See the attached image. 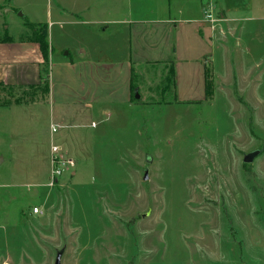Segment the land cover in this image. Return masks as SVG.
<instances>
[{"label": "rangeland", "instance_id": "rangeland-1", "mask_svg": "<svg viewBox=\"0 0 264 264\" xmlns=\"http://www.w3.org/2000/svg\"><path fill=\"white\" fill-rule=\"evenodd\" d=\"M62 1L0 5V38L60 22L43 76L62 103L4 106L34 90L0 87V264H55L63 248L61 264H264V0H216L213 40L178 15L184 0H86L51 17L73 2ZM81 46L99 83L90 108L76 101ZM53 145L75 167L50 186Z\"/></svg>", "mask_w": 264, "mask_h": 264}, {"label": "crops", "instance_id": "crops-1", "mask_svg": "<svg viewBox=\"0 0 264 264\" xmlns=\"http://www.w3.org/2000/svg\"><path fill=\"white\" fill-rule=\"evenodd\" d=\"M9 1L11 0H0V5H3L4 7L3 10L6 9L5 5ZM191 2L193 3V5H190ZM84 3H86L87 6H85L83 9L82 7L85 5ZM184 3L186 4V7L187 5L189 6V9L181 8L178 11V15L185 16L186 19L184 22L186 23H190V22L198 23L199 24V28L197 32L198 35L202 38L208 35L210 36L209 39L211 38V40H213V37L215 36L214 29H212L213 26L211 27L210 26L211 23L205 18V11H209L214 16L215 9H216L215 5L217 1L216 0H184ZM60 4H63L62 0H60ZM88 5L89 4L86 0H73L70 6L64 5L66 8L64 9L58 8L56 10V13L54 15H51V17L53 16L56 19H60V18H63V16L69 15V14L79 15L82 12L86 11V9L89 7ZM115 12L118 13V11L115 8L109 7V16L114 15ZM215 15H219L221 19L224 18L223 11H220L219 13ZM112 18L113 17H109L107 21H102L101 23L103 22H108V23H113V24L121 23V21H118L117 19L116 21H114V19ZM116 18H120V17H116ZM172 21H175V20H169L168 22H172ZM57 23L60 24V22H51L50 25L48 24V27L50 29H53L55 25H58ZM143 23L146 24V22H143ZM150 23L151 22H147V25H150ZM148 28H149V31L152 32L153 30H150V29L154 27L150 26ZM136 31H139V30H136ZM142 32H144V30L141 31L140 33ZM48 37H49V33H48ZM49 42L51 45L50 37H49ZM116 50H117V54L121 53V55L120 56L118 55V57H123L122 55H124V50L120 48H117ZM107 51H108V58L110 59V57H112L113 55L114 49L108 48ZM126 51H125V58L124 60L121 58V62L126 63L128 66L131 67L129 63H131L132 61L129 60V53ZM90 56H91V51L87 50L86 48H83L82 46L79 47L76 52V57L78 59L77 62L79 63V66H80L79 73H78V78L80 79L79 80L80 82L78 85V89L76 91V94L79 96L80 101L78 100L76 101L81 102V103L85 101L86 102L85 106L88 108L92 106V104L88 101L90 100V98L94 101L98 99L97 88L99 87V83L97 82L93 74L95 73V71H93L92 66L90 68V72L89 70L84 68V66H82L84 64L83 61H86ZM43 62H44V59H43L42 53L40 51L39 45L36 43L27 42V41L22 42L20 40L19 41L14 40L12 43H0V83H4L6 85H12V86L38 85L41 83V77L43 75ZM121 62H117V63H121ZM154 62H159V61H154ZM132 68L133 67L129 68V70H132ZM90 73L92 75H90ZM85 76L86 78H84ZM127 96H128L127 100H130L131 90L127 94ZM46 97H49V100L52 104L55 103V104H58V106L59 105L62 106V103L54 101L55 96H54L52 88L50 89V93L47 96H44L42 100H36L35 102H33V104H40V102L45 101ZM65 101H67L68 103L73 102L70 99H65ZM95 126H96V123L92 122V127H95ZM61 151L64 154L62 148H61ZM51 158H52V151L50 155V163H51Z\"/></svg>", "mask_w": 264, "mask_h": 264}, {"label": "trees", "instance_id": "trees-1", "mask_svg": "<svg viewBox=\"0 0 264 264\" xmlns=\"http://www.w3.org/2000/svg\"><path fill=\"white\" fill-rule=\"evenodd\" d=\"M28 27H29V30L31 31V35L29 36V38H27L26 40L25 39H21L20 41L22 42H32V43H36L39 45V48H40V51L42 53V56H43V59H44V62H43V67L46 68V70L49 69V65H50V57H51V52H52V49H51V45H50V42H49V37H48V26L46 24H34V23H28ZM14 41V39L10 36H8L7 34L3 37V38H0V43H12ZM168 75L165 77L164 79V84H165V92H167L170 88H172L173 90L175 89L176 87V70H175V63L174 61H170L168 62ZM45 73L47 74V77H48V72L45 71ZM133 74H134V69L132 68L131 70V86H130V90H131V99L133 101L134 100V97H133V94L135 92V95H136V85L134 84V79H133ZM205 89H206V92H211V89H212V86H211V83L209 81V71L206 70V73H205ZM42 84H44V86L42 87ZM5 84L4 83H0V87H4ZM13 87H16V86H8V88L11 90ZM17 87H22L23 86H17ZM25 87H28L32 90H34V95H32V99L29 101V100H25V99H22V98H16L14 101H7L6 104L4 106H9V105H12V104H17V105H21V104H30V103H33L36 101V95H35V91L36 90H40L42 89L44 92H45V95H48L50 93V85H49V81L47 78H45L43 75L41 77V83L38 84V85H29V86H25ZM212 94V93H211ZM26 97V96H25ZM136 99V98H135ZM33 211V209H32ZM31 211V212H32Z\"/></svg>", "mask_w": 264, "mask_h": 264}, {"label": "built area", "instance_id": "built-area-1", "mask_svg": "<svg viewBox=\"0 0 264 264\" xmlns=\"http://www.w3.org/2000/svg\"><path fill=\"white\" fill-rule=\"evenodd\" d=\"M205 18L212 23V25L216 22L214 19V16L209 12L205 11ZM53 131L55 132L56 129L54 128ZM51 167H52V173L49 178V185L55 186L60 183V178L64 174L66 170H71L75 167V162L64 156V154L61 151V148L58 146H53L52 148V158H51ZM32 213L35 214H41L42 212L38 207H35L32 211Z\"/></svg>", "mask_w": 264, "mask_h": 264}, {"label": "water", "instance_id": "water-1", "mask_svg": "<svg viewBox=\"0 0 264 264\" xmlns=\"http://www.w3.org/2000/svg\"><path fill=\"white\" fill-rule=\"evenodd\" d=\"M135 98L137 100L140 98V95L138 94L137 91H136ZM261 154H262V150H256L254 152H251V153H249V154H247V155L244 156L243 162L245 164H251ZM148 162L149 163L152 162L150 158L148 159ZM148 179H149V171L147 170V171H145V174H144V180L146 181ZM148 216H149V213L143 215L144 218H146ZM64 253H65V248H63L62 250L57 251L55 264H61L62 256H63Z\"/></svg>", "mask_w": 264, "mask_h": 264}]
</instances>
